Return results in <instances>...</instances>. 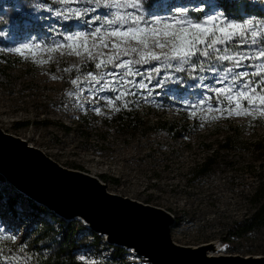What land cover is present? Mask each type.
Returning a JSON list of instances; mask_svg holds the SVG:
<instances>
[{
  "label": "rangeland",
  "instance_id": "rangeland-1",
  "mask_svg": "<svg viewBox=\"0 0 264 264\" xmlns=\"http://www.w3.org/2000/svg\"><path fill=\"white\" fill-rule=\"evenodd\" d=\"M248 1L257 6L263 17L244 19L251 18L254 24L264 25V0ZM143 4L144 0L141 10L153 17L178 15L181 9L194 18L222 11L241 22L224 11L220 0H159L152 8ZM11 6H15V0H0V12ZM68 7L90 11L78 20H64L55 16L54 11H48ZM110 11L115 10L95 5L94 0H69L67 5L57 0H36L27 16L21 15L19 23L0 17V49H3L0 50V130L24 140L26 145L39 149L67 169L98 177L111 193L171 212L176 219L172 238L179 245L199 246L217 241L221 254L264 256V227L242 239L228 237L233 223L250 217L264 202V152L258 154L254 148L259 143L264 145V116L254 112L250 116H225L215 121L201 119L220 116L219 112L207 111V97H215V93L207 91L205 85L218 79L216 70L231 65L215 60L204 64L203 70L198 66L192 71L189 65H184L183 72L164 68L155 61L142 68L133 66L144 75L126 79H136L150 91L124 85L121 90L131 87L137 95L115 101L119 111L104 99L94 98L117 94L111 90L112 85L97 91L111 77L105 76L100 84L87 77L88 72L102 76L112 71L111 65L101 69H95L94 65L101 58L106 60L108 55L115 54L114 50L93 48L96 58L89 59L82 49L76 55L69 48L50 52L48 46L60 40V32L90 31L98 27L100 22L93 18H105ZM23 44H39L40 48L35 49L34 56L27 51L24 56L7 51ZM99 53L104 55L101 57ZM156 66L161 67V72L159 75L151 72L149 81L147 74ZM73 79L77 80L76 85L71 83ZM201 99L205 100L203 106L195 110L190 107ZM210 103L215 106V99ZM94 108H99L100 114ZM193 111L195 116L191 115ZM124 113L130 115L126 124L135 119L137 124L142 123L136 129L129 128L130 134L125 135L117 126ZM19 123L25 125L17 128ZM226 141L228 148H222ZM208 158L214 159L210 170L198 175ZM0 194L15 199L13 213L5 198L0 200V236H15L14 241L0 239V264L12 257L24 264L18 260L20 249L25 251L30 246L34 232L42 223L53 220L43 212L35 215L27 197L1 180ZM83 234L91 237L87 229ZM103 241L80 250L81 259L110 262L112 249ZM126 257L129 264H149L132 253Z\"/></svg>",
  "mask_w": 264,
  "mask_h": 264
},
{
  "label": "snow or ice",
  "instance_id": "snow-or-ice-1",
  "mask_svg": "<svg viewBox=\"0 0 264 264\" xmlns=\"http://www.w3.org/2000/svg\"><path fill=\"white\" fill-rule=\"evenodd\" d=\"M57 2L63 5L69 4V0H57ZM94 4L115 11H110L105 18L94 17L93 19L100 23L98 27L91 28L90 31L75 30L58 33L60 40L48 46L50 52L59 48H69L76 55H80L82 49L88 54L89 59L96 58L91 51L93 48L103 47L114 50L115 54L108 55L106 60L101 58L94 65L95 69L111 65L113 70L104 72L102 76H98L95 72H88L87 77L96 84H100L105 76L111 77V80H106L97 91H104L112 85L111 90L117 94L111 97L94 98L104 99L107 104L119 111L120 109L115 107V101L129 95H137L131 87L121 90L124 85L145 89L138 80L126 79L128 76L144 75L139 68L134 69V65H145L155 61L167 69L175 68L176 71L183 72L186 70L183 66L189 65L191 70L195 71L198 66L200 70L204 69L203 60L200 59L204 58L221 63L228 62L231 67L216 70L219 73L218 79L212 84L205 85L207 91L215 93V97H207L209 101L207 111L219 112L220 116H202L201 119L215 121L225 116L227 118L250 116L254 112L264 116V25L254 24L251 18L237 22L236 18L228 17L222 11L211 12L196 18L183 9L178 15L170 17L148 16L141 10L142 0H94ZM127 9L132 11H125ZM48 11H54L55 16L62 17L64 20H78L87 16L90 10L68 7L55 10L49 8ZM39 48V44H23L7 51L15 52L20 56H24L27 51L34 56L35 49ZM157 48L161 51H155ZM166 48L168 51H163ZM99 55L102 57L104 54L99 53ZM123 57H129V59H123ZM245 61L249 63L245 64ZM247 67H250L252 71L238 70ZM121 69L123 71H120ZM151 72L159 75L161 67L156 66L149 70L147 74L149 81L152 79ZM256 77L258 79H254ZM71 83L76 85L77 80L73 79ZM215 84L224 86L215 87ZM145 90L150 91V89ZM213 99H215V106L210 103ZM204 103L205 100L201 99L190 107L195 110ZM124 107H127L126 101ZM93 110L100 114L99 108ZM191 115L195 116L196 112L193 111ZM0 239L14 241L15 236H0ZM20 251L23 252V248ZM5 264H19V261L12 257L6 259Z\"/></svg>",
  "mask_w": 264,
  "mask_h": 264
},
{
  "label": "bare ground",
  "instance_id": "bare-ground-1",
  "mask_svg": "<svg viewBox=\"0 0 264 264\" xmlns=\"http://www.w3.org/2000/svg\"><path fill=\"white\" fill-rule=\"evenodd\" d=\"M0 172L16 188L43 203L66 219L74 216L99 232L108 241L144 255L152 264H264L235 260H207L200 252L186 253L171 247L164 237V218L106 199L80 178L45 169L36 155L19 143L0 136ZM219 249V246L215 245ZM220 251V250H219ZM209 252V255H219Z\"/></svg>",
  "mask_w": 264,
  "mask_h": 264
},
{
  "label": "trees",
  "instance_id": "trees-1",
  "mask_svg": "<svg viewBox=\"0 0 264 264\" xmlns=\"http://www.w3.org/2000/svg\"><path fill=\"white\" fill-rule=\"evenodd\" d=\"M155 1L159 0H144V7L152 8V5ZM161 1V0H160ZM222 3V8L228 14L235 15L239 20L244 19L245 17L250 16H262L260 10L257 9V6L248 0H220ZM36 0H15V6H11L7 11H1L0 17L3 19L10 18L13 21L19 23L21 15L27 16L28 11L34 6ZM20 17V18H19ZM263 17V16H262ZM19 18V20H18ZM25 18V17H24ZM243 51V49H241ZM129 58V57H127ZM195 59V58H194ZM203 64L207 62H212L213 59H204ZM214 61V60H213ZM248 64V61L244 62ZM259 63V61H256ZM146 65V64H145ZM145 65H134L136 67L142 68ZM245 70L251 72L250 67L245 68ZM258 79V77L254 78ZM125 116L120 117V120L117 121L118 130L123 131L125 134H130V129H136L142 123L137 124V119L127 121L130 118L129 114L124 113ZM133 123V125H132ZM161 124V123H160ZM24 123L17 124V128L24 126ZM130 128V129H129ZM173 130V128H171ZM134 133V132H133ZM134 135V134H131ZM228 141H226L222 148H228ZM256 153L261 154L264 152V145L258 144L254 146ZM214 162L213 158H208L199 168L198 175L207 173L210 170ZM100 178H106V176H100ZM0 180L5 181V178L0 175ZM116 182V181H114ZM8 183V182H7ZM19 193V192H18ZM20 195H23L19 193ZM24 196V195H23ZM20 197L19 195L16 198ZM26 197V196H24ZM5 195L0 194V200L4 199ZM27 199V204L32 212L36 215L38 213H46L50 215L53 222H44L42 227L34 232V237L30 243V246L26 248L25 251L20 253L18 260H23L24 264H129V253L130 251H125L119 247L111 246L105 241L103 243L106 246L111 247L112 249V259L110 262H86L81 259L80 250L87 248L91 245L100 244L101 240L104 237L97 235L91 230L87 229L81 222L72 220L64 221L63 219L56 216L53 212L47 210L45 207L38 205L29 198ZM5 203L8 205V209L11 213L14 212L15 199L12 196L8 195L5 198ZM264 227V202L260 205L259 208L248 218L243 221L233 223L228 230V237L232 239H242L253 232L260 230ZM85 229L91 232V239L84 235L83 232ZM28 230V228H26ZM27 232V231H26ZM27 235L29 232L26 233ZM134 254V253H132ZM7 256L8 253H5Z\"/></svg>",
  "mask_w": 264,
  "mask_h": 264
},
{
  "label": "water",
  "instance_id": "water-1",
  "mask_svg": "<svg viewBox=\"0 0 264 264\" xmlns=\"http://www.w3.org/2000/svg\"><path fill=\"white\" fill-rule=\"evenodd\" d=\"M0 136H2L3 138L9 139L12 142H16L19 143L23 149H25L26 151H30L33 154L36 155V160L38 161L40 166H43L45 169H54L57 172H60L62 174H65L67 176H71V177H77L80 178L81 180H84L86 182H88L91 186L92 189L95 190L96 192H99V194L103 197H105L106 199H112L115 200L117 202H120L122 204H126L129 206H132L134 208H138L139 210H143L146 212H152L153 214H157L160 215L161 217L164 218V228H165V232H164V237L166 239V241L168 242V244H170L171 247L175 248L176 250L179 251H183L186 253H195V252H200L201 255L206 258L207 260H237V261H245V262H264V256H241V255H226V254H219V255H209V252H216L219 253L220 249H222L220 247V249L216 248L215 245L220 246L219 242H211L208 244H202L199 246H182L179 245L178 243H176L175 241H173L172 238V228H174L175 224H176V219L173 216V214L163 208L160 207H155L152 206L150 204H145L142 203L138 200L129 198V197H123L121 195H117L114 193H111L109 191H107V185L106 183H103L98 177H94L91 176L88 173L79 171V170H72V169H67L61 165H59L58 163H56L55 161H53L51 158L47 157L46 155H44L43 152H41L39 149L37 148H33L32 146H28L26 145V142L24 140H21L18 137H14L12 135L6 134L4 132H2L0 130ZM0 175H2L5 180L15 189L17 190L19 193L23 194L24 196H26L27 198H29L30 200H32L33 202L37 203L38 205H41L42 207H45L47 210L53 212L56 216H58L59 218L63 219L64 221L68 222V221H72V220H76L81 222L87 229L91 230L92 232L96 233L99 236L104 237V241L111 245V246H115V247H119L125 251H133L134 248H130L121 244H117L114 243L112 241H108L107 235L105 233L99 232L96 229H94L90 223L85 222L82 218L74 216L70 219H66L64 217H62L61 215H59L57 212H55L54 210L48 208L46 205H44L41 202H38L37 200H35L34 198L30 197L29 195L25 194L24 192H22L20 189L16 188V186H14L7 178L5 175H3L0 172ZM135 255L143 258L145 261H147L149 264H152L150 261H148L147 258H145L144 255H141L139 253H137V251L132 252Z\"/></svg>",
  "mask_w": 264,
  "mask_h": 264
}]
</instances>
